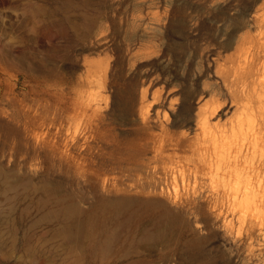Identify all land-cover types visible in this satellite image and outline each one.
Returning a JSON list of instances; mask_svg holds the SVG:
<instances>
[{
	"label": "rangeland",
	"instance_id": "1",
	"mask_svg": "<svg viewBox=\"0 0 264 264\" xmlns=\"http://www.w3.org/2000/svg\"><path fill=\"white\" fill-rule=\"evenodd\" d=\"M245 103L264 0H0V264L257 262L199 191L190 230L200 110Z\"/></svg>",
	"mask_w": 264,
	"mask_h": 264
},
{
	"label": "bare ground",
	"instance_id": "2",
	"mask_svg": "<svg viewBox=\"0 0 264 264\" xmlns=\"http://www.w3.org/2000/svg\"><path fill=\"white\" fill-rule=\"evenodd\" d=\"M73 1L63 0L67 8L73 6ZM59 31V35H68L67 30L66 33L64 29ZM200 111L196 129L187 141L190 152L191 236L192 216L195 211L192 197L199 191L197 194L206 203L205 211L210 212L225 235L238 240L251 261L258 259L252 264L262 263L264 119L253 121L252 118L255 112L264 114V106L242 104L237 107L241 117L237 121L224 124L215 116L216 108ZM201 209L203 211L205 207ZM204 216L203 224H208L210 217L206 213ZM196 245L197 241L191 238L190 248L194 249Z\"/></svg>",
	"mask_w": 264,
	"mask_h": 264
}]
</instances>
